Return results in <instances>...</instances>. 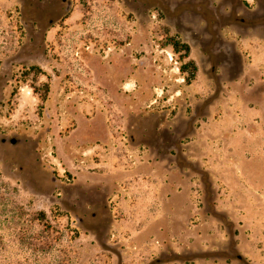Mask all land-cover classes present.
<instances>
[{
    "label": "rangeland",
    "instance_id": "374dc122",
    "mask_svg": "<svg viewBox=\"0 0 264 264\" xmlns=\"http://www.w3.org/2000/svg\"><path fill=\"white\" fill-rule=\"evenodd\" d=\"M0 264H264V0H0Z\"/></svg>",
    "mask_w": 264,
    "mask_h": 264
},
{
    "label": "trees",
    "instance_id": "16d2710c",
    "mask_svg": "<svg viewBox=\"0 0 264 264\" xmlns=\"http://www.w3.org/2000/svg\"><path fill=\"white\" fill-rule=\"evenodd\" d=\"M172 45H173L174 49H176V50L183 49V51H184V54H183L184 56L183 57L184 58H188L189 57L190 46L187 43L180 44L179 41H174L172 43ZM187 63H188V65L191 66L192 73H194V71L196 70V64H195V62L192 59H190L189 62H187ZM184 67L185 66H183L182 68H184Z\"/></svg>",
    "mask_w": 264,
    "mask_h": 264
}]
</instances>
